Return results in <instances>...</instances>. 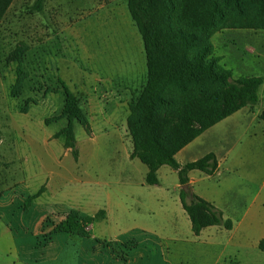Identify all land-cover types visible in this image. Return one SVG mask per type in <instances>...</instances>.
I'll return each mask as SVG.
<instances>
[{"label": "rangeland", "instance_id": "obj_1", "mask_svg": "<svg viewBox=\"0 0 264 264\" xmlns=\"http://www.w3.org/2000/svg\"><path fill=\"white\" fill-rule=\"evenodd\" d=\"M217 1L223 16L212 30L214 26L193 25L183 0H168L167 22L173 31L184 29L186 54L202 55L209 41L208 57L219 56L233 77L264 69V1ZM127 2L44 0L39 10L36 0H13L0 21V219L10 229L4 232L0 224V264H109L107 253L115 262L129 264L127 246L115 247L109 238L125 223L141 220L143 225L178 228L181 237L190 232L180 211L177 171L164 165L159 183L148 184L147 166L130 156L134 142L147 133L138 102L148 67ZM63 84L83 117L69 119L63 113ZM218 88L216 83L169 80L155 115L160 138L170 134L165 128L169 114L195 106ZM254 109L262 110L261 104ZM233 128L235 135L227 142L236 144L228 162L237 159L239 169L227 170L223 162L220 173L203 185L228 203L232 220L243 217L235 238L238 245L250 240L239 247V257L246 264H264V251L251 246L264 229V120L250 117ZM219 133L223 136L225 130ZM68 142L75 147H67ZM236 151L242 152L239 158ZM107 206L112 216H107ZM72 209L79 218L99 209L105 216L86 228L87 237L52 233ZM132 237L143 243L144 238ZM99 241L101 254L95 248ZM142 243L132 264H236L229 260L230 248L222 256L214 248L202 254L199 243L164 242L165 261L162 250L158 255L151 242Z\"/></svg>", "mask_w": 264, "mask_h": 264}, {"label": "trees", "instance_id": "obj_2", "mask_svg": "<svg viewBox=\"0 0 264 264\" xmlns=\"http://www.w3.org/2000/svg\"><path fill=\"white\" fill-rule=\"evenodd\" d=\"M13 0H0V21ZM44 0H36L37 9H42ZM264 1V0H263ZM128 10L143 38L147 58L148 78L145 89L138 102L143 112L146 135L134 142L130 156L138 158L147 166L145 180L148 184H158V170L169 165L177 171L180 188V201L191 221L192 231L198 235L202 229L211 225H223L231 229L233 222L224 218L223 212L212 202L194 193L190 188L189 171L199 169L207 174H214L218 169V159L214 152L180 164L176 154L205 130L235 113L245 106L255 105L259 100V88L264 78L260 75L233 77L231 69L220 64V57H208L211 43L207 41L204 53L190 56L184 51L187 35L182 28L173 31L167 22L168 0H128ZM182 8L193 25L213 27L215 19L223 16V10L217 0H183ZM264 29V24L262 26ZM169 80L187 81L204 84L216 83L219 88L212 94L200 99L198 104L184 109L180 113H171L165 118L169 136L166 140L158 134L159 122L156 111L161 101V92ZM65 104L63 113L69 119L83 117L77 100L69 88L63 84ZM264 119V110L261 114ZM129 128L132 125L128 120ZM71 125L67 129L70 131ZM71 137H67V140ZM74 148V142L66 143ZM42 191V188L39 192ZM34 194L30 199L36 197ZM105 210L99 209L95 214L79 218V212L72 209L69 215L57 223L52 233L71 232L88 236L87 227L103 219ZM258 248L264 251V238L260 239Z\"/></svg>", "mask_w": 264, "mask_h": 264}, {"label": "crops", "instance_id": "obj_3", "mask_svg": "<svg viewBox=\"0 0 264 264\" xmlns=\"http://www.w3.org/2000/svg\"><path fill=\"white\" fill-rule=\"evenodd\" d=\"M251 75H260V76H263V78H264V69L259 68V71L253 72L252 74L245 75V76H251ZM263 90H264V81H263V84L259 88V100H258V102L261 104L262 110L254 111L255 105H252V106L248 105V106H245V107L239 109L235 113L229 115L225 119L219 121L215 125L211 126L207 130H205L202 134L197 136L194 140H192L185 147H183L180 151H178L176 156H175L177 161L180 164H185L187 162L194 161V160L204 156L205 154H207L209 152H214L216 154L217 159H218V169L216 170V172L214 174L210 175V174H207V173H205L199 169H193V170L189 171L188 176H189V183H190L191 190L194 193H196L197 195H199V196L205 198L206 200L212 202L215 206H217L219 209H221L225 219L229 218L232 220V218L230 217V214L227 213V212H232L231 207H227L228 203H225L224 200H222L220 198H216L215 196H211L204 189L203 182H205V180L209 179L211 176L219 174L221 167L223 165V162L228 163L227 165H229V166L226 167L227 170H231V168H232V170H238L239 169L240 161L235 162V160H237V159L233 158V160H231V162H228L230 160V154L233 150L232 146L234 147L236 143L234 141V143L232 145V141L227 142L228 141L227 137L228 136L234 137L235 128L232 129V125L236 122L246 120L247 118H250V117L253 120H258V121L264 120L263 118H261V114L264 110V98H263L264 92H263ZM222 130H225V134L223 136H220L219 131H222ZM213 141L215 143H213ZM241 154H242L241 151H236L234 156L236 158H239L241 156ZM163 166H161L159 168L158 173ZM221 173H223V170ZM176 185H177L176 187L180 186V188H181L180 183L176 184ZM220 187L221 186H219V188ZM179 194H180V192H179ZM179 200H180V197H179ZM179 204L181 206L180 211H181V215L183 216V219H184L183 221H184L185 225L187 226V230L190 229V232L186 237H181L180 235H178L176 233L178 228H173V227L169 228V227H165V226L155 227V225H143L141 223V220H139V221L133 220L132 222L130 221L128 223H125V226L122 227L120 231L115 232L109 236V238L113 239L112 241H114L113 245L115 247H118L120 245L127 246L126 248L128 251V253H127L128 258H129L128 260H130L129 264H132L133 262H136L138 260L139 254L136 251H137L139 245H141V243H142L141 241H139V242L138 241H132V239H133L132 236L144 238L143 243H145V244H147V242H151L155 246V248L158 249V255H159V252L162 250L163 251L162 255L164 256L165 261H167L168 251H166L167 249H164L162 247L164 242L170 243V245H172V244L176 245L177 243H181V242H191V243H199V244L203 245V247L201 248L202 254H206L210 250V248L211 249L214 248V249H221L220 254L224 255V252L228 248H230L232 250L228 254L229 260L236 262V264H246V262L243 261L241 259V257H239L241 254L240 248L245 247L247 245L246 242L250 239H248L244 243L240 242V244L238 245L236 238H235L237 232H239V227L243 224V217L240 218L239 220H232L233 226L231 229H227L223 225H211V226L205 227L204 229H202V231L198 235H196L192 231L191 221L189 223L185 217V213L187 214V212L184 210V208L181 204V201L179 202ZM106 210H107V216L108 217L112 216L111 208H109L107 206ZM250 210L251 209L249 207V209L246 210L245 215H247ZM109 221H111V219L108 220V222ZM0 224H1V226H3L2 228L4 229V232H10L9 227L7 225H5L4 223L3 224L1 223V219H0ZM240 231L242 232V230H240ZM259 234L260 235L257 237V239H255V240H254V238L252 239V240H254V242H253L254 244L251 243V246H253L255 244H256V246H258L260 239L264 238V229L261 230ZM55 237L57 239H60L61 236L55 235ZM85 237H87V236H85ZM250 238H251V236H250ZM165 240H168V241H165ZM170 245L168 244L169 250L171 248ZM95 248L97 249V251H99L98 252L99 254L102 253V250H101L102 245H101L100 241L98 243H96ZM145 252H146V254L148 253L150 257H153V256H151L152 255L151 249H146ZM102 255H105V254H102ZM221 255H219V256H221ZM105 256H107L106 258H108L110 260L109 264H120L119 261L115 262L113 257H110L108 253ZM232 259H234V260H232ZM225 260H227V259H225ZM137 264H138V262H137Z\"/></svg>", "mask_w": 264, "mask_h": 264}]
</instances>
